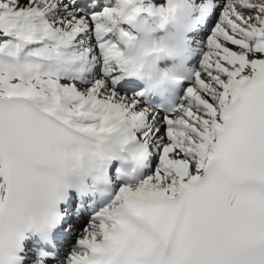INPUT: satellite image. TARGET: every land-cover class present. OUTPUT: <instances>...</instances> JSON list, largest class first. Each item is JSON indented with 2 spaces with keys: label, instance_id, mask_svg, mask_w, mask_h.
<instances>
[{
  "label": "snow or ice",
  "instance_id": "1",
  "mask_svg": "<svg viewBox=\"0 0 264 264\" xmlns=\"http://www.w3.org/2000/svg\"><path fill=\"white\" fill-rule=\"evenodd\" d=\"M73 3L0 0V54L15 60H0V264H20V227L56 195L66 161L100 154L87 140L117 130L143 157L154 152L152 174L120 186L64 259L40 251L33 264H97L109 240L115 258L100 264H264V0H209L215 21L199 66L164 111L116 85L128 5L165 21L173 0H109L88 15ZM81 38H94L84 51L98 50L99 75L42 70L56 47Z\"/></svg>",
  "mask_w": 264,
  "mask_h": 264
},
{
  "label": "clouds",
  "instance_id": "2",
  "mask_svg": "<svg viewBox=\"0 0 264 264\" xmlns=\"http://www.w3.org/2000/svg\"><path fill=\"white\" fill-rule=\"evenodd\" d=\"M135 7H137L136 4L127 7L126 14L131 16L127 31L131 32V36L122 38L123 43L119 49L120 64L124 74L144 82L149 89L156 92L179 86L191 73L186 66L187 35L184 32L182 19V0H173L165 21H161L158 16L147 17L142 13H135L132 11ZM0 60H3L6 66L10 63L15 64V60L8 57L6 51L0 54ZM165 62L169 63L167 66H162ZM42 64V70L51 72L53 75H69L75 71L73 55L69 49L56 47L52 58ZM18 70L24 71L23 68ZM23 103L33 113L45 116L34 102L23 101ZM87 144L91 152L100 154L90 153L85 159L66 161L63 179L56 195L45 203L43 212L39 216L28 217L22 223L20 246L26 231L50 232L59 224L62 215L60 204L65 200L69 190L75 188L78 181L86 177L103 181L114 157L118 155L124 156L125 162L132 171H135L144 159L139 144L119 130L114 131L111 138L107 140L89 138ZM72 148L79 151L77 144H73ZM115 246V240L105 242L101 251L93 259L100 264L107 254H112L115 258Z\"/></svg>",
  "mask_w": 264,
  "mask_h": 264
},
{
  "label": "bare ground",
  "instance_id": "3",
  "mask_svg": "<svg viewBox=\"0 0 264 264\" xmlns=\"http://www.w3.org/2000/svg\"><path fill=\"white\" fill-rule=\"evenodd\" d=\"M84 1H86V0H74V3H73L74 11L79 12L77 10L79 9V6L81 8L82 5H80V4L84 3ZM161 2H163V0H154L155 4H160ZM208 2H209V0L207 1V3ZM191 4H192V0H183V8H186V6H188L190 8ZM183 8H182V19H183V23H184V32L185 33L187 32V34H188L189 32H191L194 23L197 21L198 18H200L201 13L191 11L192 14L189 15V16H185L186 18H184V10H183ZM94 11H96V9L93 6V8H92V10L90 12H83L82 11V12H79V13L88 15V14H91L92 12H94ZM203 14H205L204 11H203ZM196 31L198 32V34L196 36L197 38L198 37L203 38V36H204V34L206 32L205 30H198V29ZM81 39H84L85 42L81 43ZM81 39H77L69 48L70 53L72 55L78 57V59L74 60L75 71L70 73L69 76L70 77H78L81 82H86V81L92 80L94 77H96L97 75L100 74L96 70V65L98 64L97 63L98 62V57H97V59H93L94 56H97L98 50L93 51V52H85L84 50L86 48H88V47H91L95 43V41H94V38H88V39L81 38ZM185 44L187 46L191 47V52H189V53L191 54L193 59H195L194 62L191 64V69L195 70L199 66L198 62H199V58L201 57L200 49H201L202 45L199 44V43H196L194 38H188V37L186 39ZM82 75H85V76L82 77ZM123 80H124V77L116 85L117 90H119L124 95H129V96L135 95V92H134V90L132 88L125 87V86L121 85ZM139 101H140V106L141 107L148 108V107H146L145 104H143V101L141 99H139ZM149 109H151V108H149ZM152 153H153V158H152L153 162L150 161V163H151V169L150 170H154V168H155V166L157 164V157H156V155L154 154L153 151H152ZM119 187L116 188L117 191H118ZM84 224H86V223L79 221V222H73L72 225H71L73 229L70 232V234H71L70 236H71L72 240L76 239L75 240L76 244H77V239L80 238L83 235V231H82L83 229L80 230V231H79V229ZM86 227H88V226H86ZM86 227H84V228H86ZM73 232H75V234H77V238L76 237L74 238V236L72 234ZM71 250L72 249H69V247H60L59 248V254L60 255H59L58 259H64L68 255V253L71 252ZM35 258H36L35 257V253L32 250H30V246H29L27 249H25L24 253L22 254V259H23L22 264H33V261L35 260Z\"/></svg>",
  "mask_w": 264,
  "mask_h": 264
},
{
  "label": "rangeland",
  "instance_id": "4",
  "mask_svg": "<svg viewBox=\"0 0 264 264\" xmlns=\"http://www.w3.org/2000/svg\"><path fill=\"white\" fill-rule=\"evenodd\" d=\"M208 0H192V4L191 7L189 8L188 6H186V8H183L184 10V18H186L185 16H189L192 14L191 11L193 12H199L201 13L200 15V20H199V24L197 26H195L196 22L193 25V28L191 30V32H189L187 35L189 36L188 38H194L196 43H199L202 45V42L204 40H206L207 35L209 34V30L212 27L214 21H215V17H213L214 13L212 11H210L209 9V2L207 3ZM79 5V4H78ZM82 5L81 8L79 6V9L77 11L79 12H90L94 6V8L96 9V11L94 12H98V11H102L104 7L109 6V0H86L84 1V3L80 4ZM190 9V10H189ZM189 11V12H188ZM203 11L205 12V14H203ZM191 12V13H190ZM205 16V17H204ZM203 22H207V27L205 29H202L200 27V23ZM205 30V34L203 36V38L201 37H196L198 32L196 30ZM195 32V33H194ZM201 58V57H200ZM200 58H199V62H200ZM198 62V64H199ZM98 64L96 65V70L98 73H101V69H102V63L101 62H97ZM100 67V68H99ZM85 75H82V77H84ZM123 94V93H121ZM153 172V170H150V172L147 174V176H149L151 173ZM89 220L86 221V224H84L80 230L84 229V227L88 226L89 224ZM77 238V234L73 233ZM76 240V239H75Z\"/></svg>",
  "mask_w": 264,
  "mask_h": 264
}]
</instances>
